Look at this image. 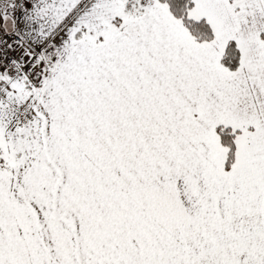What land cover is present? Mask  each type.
<instances>
[{"label":"snow or ice","instance_id":"1","mask_svg":"<svg viewBox=\"0 0 264 264\" xmlns=\"http://www.w3.org/2000/svg\"><path fill=\"white\" fill-rule=\"evenodd\" d=\"M0 264H264V0H0Z\"/></svg>","mask_w":264,"mask_h":264}]
</instances>
